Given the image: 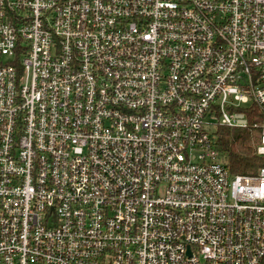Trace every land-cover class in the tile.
I'll return each mask as SVG.
<instances>
[{
    "label": "built area",
    "instance_id": "2783aa9c",
    "mask_svg": "<svg viewBox=\"0 0 264 264\" xmlns=\"http://www.w3.org/2000/svg\"><path fill=\"white\" fill-rule=\"evenodd\" d=\"M217 127L264 157V0H0V264H264Z\"/></svg>",
    "mask_w": 264,
    "mask_h": 264
},
{
    "label": "trees",
    "instance_id": "16d2710c",
    "mask_svg": "<svg viewBox=\"0 0 264 264\" xmlns=\"http://www.w3.org/2000/svg\"><path fill=\"white\" fill-rule=\"evenodd\" d=\"M251 122L262 121L257 108L246 111ZM261 131L217 127L213 132L214 146L219 159L234 175L255 176L264 168V157L257 153Z\"/></svg>",
    "mask_w": 264,
    "mask_h": 264
}]
</instances>
